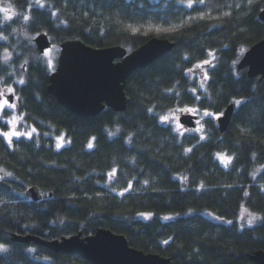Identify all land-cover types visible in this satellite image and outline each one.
Instances as JSON below:
<instances>
[{
	"label": "trees",
	"instance_id": "obj_1",
	"mask_svg": "<svg viewBox=\"0 0 264 264\" xmlns=\"http://www.w3.org/2000/svg\"><path fill=\"white\" fill-rule=\"evenodd\" d=\"M0 2L17 13L6 24L0 17V87L14 84L35 129L11 144L0 135L1 179L12 187H0V264H92L13 236L61 241L99 229L173 264H251L264 251V79L236 65L243 49L264 39V0ZM43 32L58 46L79 40L134 51L160 38L175 48L128 79L124 113L79 118L48 93L49 68L27 58L33 46L24 36ZM26 62L24 83L15 84ZM232 104L221 133L216 117ZM191 110L214 115L203 133L182 134L161 119ZM218 153L231 157L228 167ZM32 186L41 201L25 196ZM249 213L257 217L251 225Z\"/></svg>",
	"mask_w": 264,
	"mask_h": 264
},
{
	"label": "water",
	"instance_id": "obj_2",
	"mask_svg": "<svg viewBox=\"0 0 264 264\" xmlns=\"http://www.w3.org/2000/svg\"><path fill=\"white\" fill-rule=\"evenodd\" d=\"M259 19L264 22V10ZM38 55L50 50L53 42L46 33L35 39ZM61 52L56 70L49 75L48 93L58 104L79 118H95L106 108L124 113L130 103L126 94L128 79L148 67L175 48L168 39L152 38L136 50L128 53L123 47L96 49L79 40L60 44ZM239 71H247L250 79H264V39L250 47L237 64ZM12 97H10V100ZM235 106L229 105L217 119L221 133L230 127ZM197 115L182 112L179 123L187 129L196 127ZM0 172V187L11 191ZM25 196L33 202L43 199L39 187L27 188ZM19 244H35L54 253L80 257L92 264H173L156 254H145L130 247L128 240L107 229H99L94 235L83 238L82 234L61 241H45L33 235H14ZM251 264H264V251L251 257Z\"/></svg>",
	"mask_w": 264,
	"mask_h": 264
},
{
	"label": "rangeland",
	"instance_id": "obj_3",
	"mask_svg": "<svg viewBox=\"0 0 264 264\" xmlns=\"http://www.w3.org/2000/svg\"><path fill=\"white\" fill-rule=\"evenodd\" d=\"M0 9H6L7 10V15L11 16V19H5V16H6V13L5 11H0V17H1V20L4 24L6 23H10L14 20V18L16 17L17 13L15 12V10L13 9V6H11L10 4L8 3H1L0 2ZM13 13H15V15H13ZM27 19L23 21L24 24L27 23ZM157 33H159L161 30L158 29L156 30ZM25 32L23 31H19L18 30V34L15 32V34L17 35V40H19V37L23 36ZM36 37V35L34 36H29V35H25L24 36V41L26 42V44L29 46V45H32L33 46V49H32V53L31 55L27 56V58L29 60H34L36 62V60H39L44 64L46 65L49 70H50V74L52 72H54L57 68V65H58V59H59V56H60V47L58 45H54L53 48L51 50H49L46 54L44 55H37L36 53V49L34 50L35 48V44L33 42L34 38ZM248 49H243L241 51V54L243 55L245 53V51H247ZM129 51V50H128ZM130 52V51H129ZM242 57V56H241ZM241 59V58H240ZM240 61V60H239ZM238 61V62H239ZM237 62V64H238ZM236 64V65H237ZM204 65V66H203ZM23 66H24V69H23ZM202 70L200 71L198 69L197 73L199 74H202L201 78L204 76L202 71H203V68L206 67L205 64L202 63ZM204 70H206L204 68ZM27 71V62L26 63H22L20 65V68H19V73H14L15 74V84H23L24 83V80H25V73ZM21 81H23V83H21ZM14 84H12L13 86ZM1 91H0V95H1ZM9 93H12V90L9 91ZM18 101V97L16 96V99H15V104L17 103ZM0 105H3L2 108H0V113L3 111L4 113L3 114H6V113H9V115L7 117H3V115H1V119H2V122L5 124V131L4 132H11V131H16V132H19V133H22L23 135L19 136V137H16V136H13L12 139H11V142L19 139V138H22L24 136H29L28 134L31 133L29 132V130L26 131V127H27V124H26V121L23 119V116H20L17 112L18 108H15L14 111H11V107H10V104L7 102V104H4V102H2V100L0 101ZM7 111H11V112H7ZM182 113L181 112H169L168 115L166 116L167 119L169 120H172L176 126V129L179 133H182V134H187V133H203L204 131V119L209 116V117H214V115H205V113H200V112H196V111H187V112H184V113H190V114H196L199 116V122L197 124V126L194 128V129H187L185 128L184 126H182L180 123H179V118H180V114ZM220 116V115H219ZM218 116V117H219ZM13 117L16 118V122L15 124H9L8 121H11L13 119ZM3 133V132H2ZM4 138L9 142V140L4 136ZM63 143H60V147L62 146ZM224 156L226 157H230L228 155H226L225 153L223 154ZM218 159L220 160L221 164L223 166H225V163L222 162V160L218 157ZM231 162V161H230ZM230 162L227 163V166L225 167H228V165L230 164Z\"/></svg>",
	"mask_w": 264,
	"mask_h": 264
},
{
	"label": "snow or ice",
	"instance_id": "obj_4",
	"mask_svg": "<svg viewBox=\"0 0 264 264\" xmlns=\"http://www.w3.org/2000/svg\"><path fill=\"white\" fill-rule=\"evenodd\" d=\"M39 2H40V0H37V3H39ZM201 2H203V0H201ZM250 3H251V0H250ZM40 6L43 7L44 5L41 4ZM189 6H191V3H189ZM0 11H5V13H6L5 19H11V16L7 15V10L6 9H0ZM13 15H15V13H13ZM25 19H27V17H25ZM205 63H209V62L205 61ZM21 83H23V81H21ZM9 91H11V89ZM236 103L240 104L241 101H236ZM4 104H7V101H4ZM2 107H3V105H0V108H2ZM205 115H211V114L206 112ZM216 118L218 119L219 117L217 116ZM161 119L162 120H166L167 117H162ZM15 122H16V118L15 117H13V119L11 121H8L9 124H13V125L15 124ZM33 131H35V129H33ZM0 135L5 136L9 140V143L11 144V139H12L13 136L19 137V136H21L23 134L19 133V132H16V131H11V132L0 133ZM28 135L30 137L31 133H29ZM88 146H89V148H91L92 144L89 143ZM57 147H60V145L58 144ZM187 151H191V149H188ZM217 155L222 160V162L225 163V166H227V163L231 161V157H226L223 154H219V153ZM245 195H248V193L246 192ZM249 216L251 218L249 219L248 223H249V225H251L257 219V217H255L251 213H249ZM165 219H168V217H165ZM229 223H231V222L229 221ZM165 243H167V241H165Z\"/></svg>",
	"mask_w": 264,
	"mask_h": 264
},
{
	"label": "flooded vegetation",
	"instance_id": "obj_5",
	"mask_svg": "<svg viewBox=\"0 0 264 264\" xmlns=\"http://www.w3.org/2000/svg\"><path fill=\"white\" fill-rule=\"evenodd\" d=\"M38 34H36V36H37ZM59 47H60V45H59ZM48 52V51H47ZM46 52V53H47ZM45 53V54H46ZM23 69H24V67H23ZM245 72H246V74H247V71L246 70H244ZM12 90V93H9V90ZM0 91L2 92L1 93V95H0V101L2 100V102H4V101H7L9 104H10V107H11V111H14V109L15 108H18V110H17V112H18V114L20 115V116H23V119L25 120V117H24V115L19 111V103H18V101H19V97H18V94H17V91H16V88L14 87V86H9V87H7V88H2V87H0ZM16 96L18 97V101H17V103L15 104V99H16ZM10 97H12V99L10 100ZM11 111H7V112H11ZM4 112L2 111L1 113H0V118H2L1 117V115H3V117H7L8 115H9V113H6V114H3ZM26 121V120H25ZM198 122H199V120L197 121V124H198ZM27 124V123H26ZM33 126H30L29 124H27V127H26V131L27 130H29V132H31V136L33 135V133L35 132V131H33Z\"/></svg>",
	"mask_w": 264,
	"mask_h": 264
}]
</instances>
